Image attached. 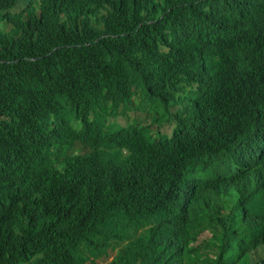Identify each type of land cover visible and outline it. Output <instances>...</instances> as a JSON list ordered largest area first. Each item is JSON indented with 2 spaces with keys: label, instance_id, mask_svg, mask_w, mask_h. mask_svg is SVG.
I'll return each mask as SVG.
<instances>
[{
  "label": "trees",
  "instance_id": "trees-1",
  "mask_svg": "<svg viewBox=\"0 0 264 264\" xmlns=\"http://www.w3.org/2000/svg\"><path fill=\"white\" fill-rule=\"evenodd\" d=\"M0 264H264V0H0Z\"/></svg>",
  "mask_w": 264,
  "mask_h": 264
},
{
  "label": "rangeland",
  "instance_id": "rangeland-1",
  "mask_svg": "<svg viewBox=\"0 0 264 264\" xmlns=\"http://www.w3.org/2000/svg\"><path fill=\"white\" fill-rule=\"evenodd\" d=\"M139 99H136V104L139 103ZM142 114L138 113V111H129L128 113V117H120V123L125 125V121H131L133 118L135 117H139L141 116ZM144 121H146V118H144ZM175 128V126H170L168 127L167 125H164L162 128H161V131L165 132V133H168L169 131H172L173 129Z\"/></svg>",
  "mask_w": 264,
  "mask_h": 264
},
{
  "label": "clouds",
  "instance_id": "clouds-1",
  "mask_svg": "<svg viewBox=\"0 0 264 264\" xmlns=\"http://www.w3.org/2000/svg\"><path fill=\"white\" fill-rule=\"evenodd\" d=\"M143 116H144V118H146V119L149 118L146 114H144ZM149 123H150V122H147V123H144V124H145V125H148ZM174 123L176 124V122H174ZM175 124H174L173 126H175V128H176V125H175ZM164 125H167L168 127L170 126V124H167V123L162 124V126L159 127V130H160V131H161V128H162ZM175 128H174L172 131H169L168 133H165V132L161 131L160 134L167 135L168 137H172V136H173L172 132L175 130Z\"/></svg>",
  "mask_w": 264,
  "mask_h": 264
}]
</instances>
